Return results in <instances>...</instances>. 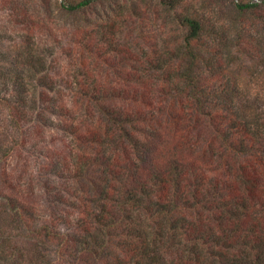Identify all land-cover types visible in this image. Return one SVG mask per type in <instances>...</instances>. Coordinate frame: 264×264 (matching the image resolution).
<instances>
[{"label": "trees", "instance_id": "16d2710c", "mask_svg": "<svg viewBox=\"0 0 264 264\" xmlns=\"http://www.w3.org/2000/svg\"><path fill=\"white\" fill-rule=\"evenodd\" d=\"M116 1L59 2L78 19L64 83L36 32L0 60V87H14L0 94L18 132L8 149L45 144L59 184L46 182L53 211L31 231L70 264H264V114L245 109V49L225 52L226 26L213 37L193 14L160 43L156 18L130 12L155 0ZM257 6L236 3L242 15ZM3 204L30 228L27 202Z\"/></svg>", "mask_w": 264, "mask_h": 264}, {"label": "rangeland", "instance_id": "374dc122", "mask_svg": "<svg viewBox=\"0 0 264 264\" xmlns=\"http://www.w3.org/2000/svg\"><path fill=\"white\" fill-rule=\"evenodd\" d=\"M61 1L0 0V60L12 57L20 43L27 41L31 32H36L40 47L46 54L45 69L53 72L63 83L69 80L76 66V49L73 44L78 19L57 10ZM123 1L117 0L116 4L121 6ZM158 1L149 5V9L147 1L137 2L135 9L130 12L134 17L140 16L137 19L146 18L147 11L152 18H156V23H151L149 29L157 35L160 43L163 38L172 34L182 35V28L176 23L180 15L199 16L213 37H218L221 28L226 26V43L223 44L225 52L236 50L237 44L245 49L241 76L245 109L249 112L254 105L264 114V0H172L176 4L174 9L168 4L160 5ZM238 2L256 3L258 6L242 15L236 9ZM15 5L20 6L18 12ZM22 9L28 10L27 16L22 15ZM123 11L127 13L126 8ZM35 24H39L42 29H34ZM140 42L143 44V41ZM5 48L7 50L4 53ZM234 57L237 56L231 58ZM229 63L232 64L231 59ZM48 81L49 79L46 80ZM13 88L5 90L2 85L0 94L8 95ZM33 93L36 94V91L33 90ZM261 123L264 128V121ZM17 137V130L7 120L5 109L0 107V172H3L0 196L6 194L16 204L24 200L30 206L29 213H25L26 217L29 214L30 217L24 219L30 228L26 229L24 221L17 214H10L6 204L0 205V264H70L57 258L54 244L31 231L42 220H48L53 211L49 200L52 197L47 191L46 182L49 186L59 184L53 182L56 181L54 179L49 182L44 157L46 148L42 147L45 144L37 148L30 146L27 152L21 150L14 153L8 148ZM33 142L35 141L29 140L30 145ZM67 199L70 200L69 195ZM64 208L67 206L64 205Z\"/></svg>", "mask_w": 264, "mask_h": 264}]
</instances>
